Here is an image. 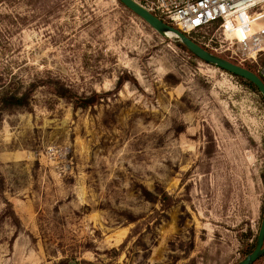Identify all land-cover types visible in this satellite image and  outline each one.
Listing matches in <instances>:
<instances>
[{
    "label": "rangeland",
    "instance_id": "rangeland-1",
    "mask_svg": "<svg viewBox=\"0 0 264 264\" xmlns=\"http://www.w3.org/2000/svg\"><path fill=\"white\" fill-rule=\"evenodd\" d=\"M0 83L29 97L0 114V264H237L256 245L259 96L117 0H0Z\"/></svg>",
    "mask_w": 264,
    "mask_h": 264
},
{
    "label": "built area",
    "instance_id": "built-area-1",
    "mask_svg": "<svg viewBox=\"0 0 264 264\" xmlns=\"http://www.w3.org/2000/svg\"><path fill=\"white\" fill-rule=\"evenodd\" d=\"M142 7L195 35L211 54L250 67L264 84V0H149Z\"/></svg>",
    "mask_w": 264,
    "mask_h": 264
},
{
    "label": "water",
    "instance_id": "water-1",
    "mask_svg": "<svg viewBox=\"0 0 264 264\" xmlns=\"http://www.w3.org/2000/svg\"><path fill=\"white\" fill-rule=\"evenodd\" d=\"M126 10L131 12L141 21H143L151 30L162 37H175L179 43L193 55L198 61L216 67L217 69L242 79L243 81L253 85L258 94L264 101V84L262 81L251 71L241 66L235 65L224 58L215 56L207 50L196 44L191 38L170 26L160 18L156 17L151 12L144 9L133 0H117ZM264 255V210L260 228L258 231L256 245L254 250L247 256H245L237 264H254L261 256Z\"/></svg>",
    "mask_w": 264,
    "mask_h": 264
},
{
    "label": "trees",
    "instance_id": "trees-1",
    "mask_svg": "<svg viewBox=\"0 0 264 264\" xmlns=\"http://www.w3.org/2000/svg\"><path fill=\"white\" fill-rule=\"evenodd\" d=\"M118 2V1H117ZM119 3V2H118ZM120 4V3H119ZM121 5V4H120ZM122 6V5H121ZM172 39L174 40V43L176 44V46L184 51L185 53L188 54V56L190 58H192L193 60H197L193 55H191L184 47L183 45H181V43H179L178 39L175 38V37H172ZM207 65V64H205ZM246 69H248L249 71L252 72L251 68L250 67H246ZM234 77V76H233ZM234 78H237V77H234ZM239 81H242V82H245L243 81L242 79H239L237 78ZM245 84L247 85L248 88H250L253 92H255L260 100H261V103L263 104L264 106V101L262 99V97L258 94L256 88L245 82ZM73 95H71L69 98H73L72 97ZM60 97H64V98H67L64 94ZM28 101H29V97L27 95H21V94H17V93H14L13 91H11L9 88H7V86H5V83H0V114H2V112H4V110L6 109H9V108H26L28 106ZM79 100L76 101V104L75 106L76 107H86V103H81L79 102ZM1 116V115H0ZM8 208H11L9 204H7ZM10 218L14 221V223L16 224L15 226H19V221L18 219L16 218V216L14 215V213L10 210ZM255 248V245L252 246V247H249L244 256H247L249 255ZM263 256H261L257 261H259L261 258H263ZM256 261V262H257ZM54 264H76L75 262H70V261H59L57 263H54Z\"/></svg>",
    "mask_w": 264,
    "mask_h": 264
}]
</instances>
